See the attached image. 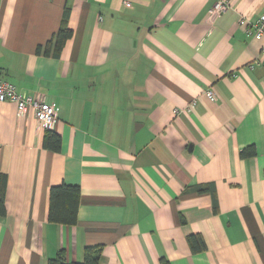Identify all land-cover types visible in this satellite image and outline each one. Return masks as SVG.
<instances>
[{
	"label": "crops",
	"instance_id": "0c3cea01",
	"mask_svg": "<svg viewBox=\"0 0 264 264\" xmlns=\"http://www.w3.org/2000/svg\"><path fill=\"white\" fill-rule=\"evenodd\" d=\"M216 1L0 0V79L58 107L42 128L0 102V264L95 245L98 264H264V47L237 23L264 0ZM65 6L71 37L37 54ZM61 183L79 187L73 225L48 220Z\"/></svg>",
	"mask_w": 264,
	"mask_h": 264
},
{
	"label": "trees",
	"instance_id": "16d2710c",
	"mask_svg": "<svg viewBox=\"0 0 264 264\" xmlns=\"http://www.w3.org/2000/svg\"><path fill=\"white\" fill-rule=\"evenodd\" d=\"M69 10L65 6L60 25L57 32L47 40L43 45L36 47V53H43L44 55L49 54V50L52 48L53 55L58 56L65 42L71 37L72 29L68 26ZM60 136L50 130L46 129L42 144L44 148L53 151L60 150ZM254 153L253 146H247L240 150V156L247 157ZM6 188V175L0 173V215L5 214L4 207V196ZM79 187L77 185H68L61 183L59 185L51 186L49 189V209H48V220L51 222L60 223L63 225H73L76 223V212L78 207V196ZM196 240L192 236L191 242L194 249H199L203 245L195 244ZM200 245V246H199ZM101 246H86L83 252L82 262H70L67 260L66 252L64 249H59L55 255L47 260L46 264H98L101 253Z\"/></svg>",
	"mask_w": 264,
	"mask_h": 264
},
{
	"label": "built area",
	"instance_id": "2783aa9c",
	"mask_svg": "<svg viewBox=\"0 0 264 264\" xmlns=\"http://www.w3.org/2000/svg\"><path fill=\"white\" fill-rule=\"evenodd\" d=\"M227 7V3L218 0L211 9V15H217L225 11ZM237 23L243 26L245 33L252 35L256 39L262 40L264 47V15H259L255 20L241 16ZM203 94L208 99L218 98L217 92L213 88L205 89ZM4 101L13 102L16 107V114L20 117L30 109L38 125L42 128L53 127L58 119V107L54 104L47 103L41 93L36 92L33 95L24 96L16 91V87L12 82L0 79V102ZM194 103V101H191L181 110L186 112L191 111Z\"/></svg>",
	"mask_w": 264,
	"mask_h": 264
}]
</instances>
